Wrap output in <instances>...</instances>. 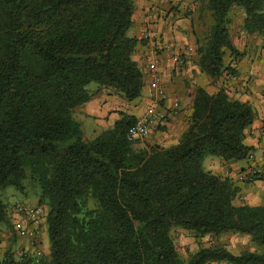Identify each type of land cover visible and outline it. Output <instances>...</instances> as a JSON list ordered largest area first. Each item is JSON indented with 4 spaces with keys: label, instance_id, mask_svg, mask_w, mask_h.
I'll return each instance as SVG.
<instances>
[{
    "label": "trees",
    "instance_id": "1",
    "mask_svg": "<svg viewBox=\"0 0 264 264\" xmlns=\"http://www.w3.org/2000/svg\"><path fill=\"white\" fill-rule=\"evenodd\" d=\"M195 1L212 19L199 69L215 80L227 70L225 51L239 55L231 12H242L245 33L264 37V0ZM133 12L132 0H0V194L9 186L24 193L25 180L37 186L49 244L43 259L7 250L0 264H264V206L236 205L240 188L202 168L207 156L230 163L251 154L249 103L197 88L187 128L168 148L134 149L132 115L92 140L75 121L91 83L129 103L141 96L138 40L127 35ZM173 229L241 234L258 250L199 247L183 260Z\"/></svg>",
    "mask_w": 264,
    "mask_h": 264
},
{
    "label": "rangeland",
    "instance_id": "2",
    "mask_svg": "<svg viewBox=\"0 0 264 264\" xmlns=\"http://www.w3.org/2000/svg\"><path fill=\"white\" fill-rule=\"evenodd\" d=\"M190 1L196 12V20L192 23V48L193 54L197 57L196 60L198 59L196 65L199 69V49L203 47L208 39L212 19L210 13L205 9L203 4L195 0ZM243 18L244 16L240 10L234 9L231 12V20L228 27L230 39L232 45L239 52V55L237 57H231L229 51H225L224 63L227 70L223 72L222 76L213 80L199 69V71L209 79V81L207 80L206 85L207 87H212V92L216 93L219 89H223L227 96L232 100H238L234 97L235 95H239V98L243 97V95L251 96L253 86L261 88L264 92V37L245 33L242 29ZM188 47L189 45L184 46L185 49ZM238 87L241 89L237 90ZM197 88L201 87L196 86L193 88V91ZM87 89L93 94L92 99L108 91L114 95L115 98L127 102L112 90L99 88L95 83L89 84ZM260 100L262 101V104H264V96L261 97ZM74 119L81 124L80 126L83 136L87 140L94 139L98 134L104 131H101V128H99L98 124L94 123L92 119L85 120L81 118L79 120L77 117H74ZM167 119L166 122L169 123L171 120L169 116ZM187 125L188 121L186 122V128ZM166 130L167 127L155 126L148 137L132 141L133 148L136 150L147 149L152 146L168 148L175 145L179 140V130H177V126H175L173 130L171 127L168 128V131ZM175 138L176 140H174ZM254 152L255 156H252L251 159L247 158L249 161L245 164V167L238 166L235 169H219L221 162L219 163L218 161L222 160L215 156H207L202 161V168L204 171H209L213 175L222 179L228 178L230 171L235 172L233 177L228 179L240 188V192L234 201L236 205H264V144L259 152L256 150H254ZM255 176H260L262 179H255ZM24 188L25 192L22 193L14 187L9 186L0 194L1 200L6 206V212L9 219V225H2L0 228V260H2L7 250L12 253L15 259L20 258L22 255L21 253L23 252L31 254L29 241H26L25 237L20 233L22 228H27L31 224L27 218L17 212V208L20 206L31 208L37 207L41 209L42 223L37 228L39 248L41 252L40 259L47 257L49 254V244L46 238L47 234L45 225L48 209L46 205L38 203L39 190L35 184L29 180H25ZM171 238L178 254L183 260H187L199 247L220 245L235 254L243 251L258 250L257 247L252 244L248 236L235 233H225L219 236L208 235L196 238L189 231L173 229L171 232ZM23 241H25L26 244L25 242L23 243ZM211 264L225 263L214 262Z\"/></svg>",
    "mask_w": 264,
    "mask_h": 264
},
{
    "label": "crops",
    "instance_id": "3",
    "mask_svg": "<svg viewBox=\"0 0 264 264\" xmlns=\"http://www.w3.org/2000/svg\"><path fill=\"white\" fill-rule=\"evenodd\" d=\"M133 3L132 25L127 35L138 40L132 59L144 76L141 96L129 103L115 98L106 91L76 108L73 116L79 120L92 119L102 131L111 128L121 114L132 115L138 119L152 109L164 115L165 124L161 127H167L166 131L169 127L173 130L177 126L180 139L192 111L193 88L198 86L210 94L214 93L211 91L212 87H207L209 79L199 71L196 65L198 59L196 60L197 57L193 54L192 23L196 20L195 8L190 0H133ZM186 45H189L187 49L184 48ZM186 50L189 52L184 64L178 66L174 62V56ZM153 60L157 61V78L165 92L162 99L157 98L150 88L151 79L147 65ZM240 87L237 90H240ZM251 94L240 98L239 95L234 97L249 103L255 112V120L245 131L244 139L245 145L253 148L251 155L255 156L254 150L259 152L264 144V104L260 100L264 92L261 88L253 86ZM175 99L179 101L177 110L172 108ZM168 116L171 119L169 123L166 122ZM248 161L245 159L225 163L219 160L218 162L222 163L219 169L245 167ZM234 174V171H230L228 178L231 179ZM25 240L27 241L26 238Z\"/></svg>",
    "mask_w": 264,
    "mask_h": 264
},
{
    "label": "built area",
    "instance_id": "4",
    "mask_svg": "<svg viewBox=\"0 0 264 264\" xmlns=\"http://www.w3.org/2000/svg\"><path fill=\"white\" fill-rule=\"evenodd\" d=\"M191 50V49H190ZM189 51H184L183 53H178L176 56H174V62L178 66H183L184 59L187 57ZM147 71L151 79L150 88L153 91V93L157 96V98L162 99L165 97V92L163 88L161 87L159 80L157 78V61L153 60L147 65ZM179 105V101L175 99L173 101V110H177ZM165 120L163 117V114L156 112L152 109H150L146 114L142 115L140 118L136 120L134 125L128 130L126 133V139L129 142H132L136 139H143L148 137L152 129L155 126H164ZM248 159L252 158V155L250 154ZM17 212L27 218L30 222V226L27 228H22L21 235H23L28 241L31 249V254L28 252L21 253L23 257L31 255L35 258H40L41 252L39 248V242H38V226L42 223V214L41 209L34 207H24L20 206L17 208Z\"/></svg>",
    "mask_w": 264,
    "mask_h": 264
}]
</instances>
